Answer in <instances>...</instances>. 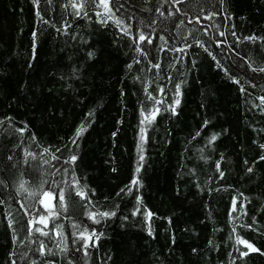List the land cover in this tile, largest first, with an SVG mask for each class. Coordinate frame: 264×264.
Returning a JSON list of instances; mask_svg holds the SVG:
<instances>
[{
    "label": "trees",
    "instance_id": "obj_1",
    "mask_svg": "<svg viewBox=\"0 0 264 264\" xmlns=\"http://www.w3.org/2000/svg\"><path fill=\"white\" fill-rule=\"evenodd\" d=\"M97 3L0 0V264H264V0Z\"/></svg>",
    "mask_w": 264,
    "mask_h": 264
},
{
    "label": "snow or ice",
    "instance_id": "obj_2",
    "mask_svg": "<svg viewBox=\"0 0 264 264\" xmlns=\"http://www.w3.org/2000/svg\"><path fill=\"white\" fill-rule=\"evenodd\" d=\"M72 7L73 8H78V7H81V6H78L77 4L73 3L72 4ZM97 7L98 8L99 7H102L103 10H104L103 13L98 12L97 13L98 16H102L105 13H107L108 16H109V18H111V16H112V9L109 6V0H98ZM77 14H79V13H77ZM206 18H208V17H206ZM104 22L106 23L107 21H104ZM117 23L119 24L121 22L120 21H117ZM126 31L127 30L125 29V32ZM33 35L35 36V33ZM221 35H223V33H221ZM145 39H146L145 35L143 33H141L139 35V41H144ZM245 39H252V40H254L255 37H246ZM148 43H152V41L149 39L148 40ZM136 51L137 52H141L142 50L139 47H137L136 48ZM178 51H183V49H178ZM154 67H157L158 68L159 65H154ZM253 71H264V68H262V69H253ZM179 96H180V85L177 84L176 85V99H175V101L173 103V106H171V110L173 111V113H175V106H178L179 103H180ZM261 101H262V103H264V97L261 98ZM157 103H160V101H157ZM158 112H159V109H153L150 114L145 115L144 111H142L141 112V116L143 118L141 120V124L143 125L145 123H151L152 120L155 119V116L158 114ZM83 130L84 129L82 127L79 128V129H77L76 136H79L83 132ZM20 131H23V130H20ZM144 131H145V129L143 127H141V129H140V132H141V142H143V140H144V136H143ZM215 139H216V136H213L211 138L212 141H214ZM73 143H75V141H73ZM262 147H264V145H262ZM57 151H59V150H57ZM44 152L47 153L48 152V149L45 148L44 149ZM28 155H31V153H29ZM53 159H58V157L53 156ZM141 159H143V156H141ZM262 159H264V157H262ZM75 160H76V156L75 155H73V156L70 157V162H75ZM66 162H69V161H66ZM45 163H47V161H45ZM138 171H139V168H137V172ZM249 171H251V169H249ZM221 175H223V173H221ZM132 183L133 184H137L138 181L134 179ZM20 190L21 191H27V189L25 188L23 182L20 185ZM41 192H42V197H41V199H40L39 202L45 207V209L51 208L52 207L51 201L55 198L54 193L52 191H44V190H41ZM58 195H59L60 207L63 208L64 207V200H65L64 190L63 189H60ZM77 195L80 196L81 199H86V196H87V194L84 191V188H82V187L77 188ZM89 203H91V201H89ZM233 210H235V207H234ZM49 215H55V213L49 212ZM97 215H99V216H105L106 217V216L114 215V213H108V212H99V213H91V212H89L88 213L89 218L95 220V222L98 223L99 221L96 220V216ZM146 215H147V217H151L152 213L151 212H148ZM33 223L43 224L45 227H47V217L40 216L39 219H38V221H35V222L29 221L30 227H31V225ZM9 224L11 226V221L9 222ZM32 230H34L36 232H40L42 235H48V233L44 232L41 228H38V227L37 228H34ZM86 231L87 230L81 232L80 233V237H79V238H81V239H83L85 241V243H84V247L85 248H87L89 246L88 243H87V241L91 240L93 237H95L96 239H99V237L96 236V233L95 232H92L89 235V234H86ZM234 231H235V229H234ZM149 234H151V232H149ZM237 243L238 244L245 245V247H247L249 249V251H258V249L254 248L251 243H249V242H247L245 240H242L239 237H237ZM43 249H44V245L42 244L41 245V252L42 253H43ZM241 255L244 256V255H247V253L246 252H242Z\"/></svg>",
    "mask_w": 264,
    "mask_h": 264
},
{
    "label": "rangeland",
    "instance_id": "obj_3",
    "mask_svg": "<svg viewBox=\"0 0 264 264\" xmlns=\"http://www.w3.org/2000/svg\"><path fill=\"white\" fill-rule=\"evenodd\" d=\"M51 205H52V201H51Z\"/></svg>",
    "mask_w": 264,
    "mask_h": 264
}]
</instances>
